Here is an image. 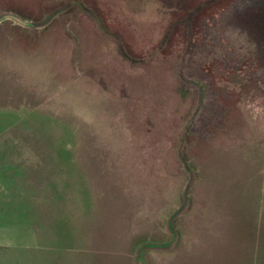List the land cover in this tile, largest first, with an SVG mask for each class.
<instances>
[{"label":"rangeland","instance_id":"obj_1","mask_svg":"<svg viewBox=\"0 0 264 264\" xmlns=\"http://www.w3.org/2000/svg\"><path fill=\"white\" fill-rule=\"evenodd\" d=\"M0 264H264V0H0Z\"/></svg>","mask_w":264,"mask_h":264}]
</instances>
